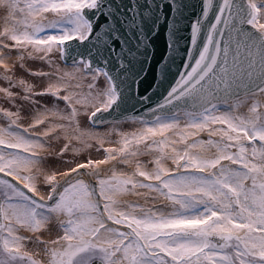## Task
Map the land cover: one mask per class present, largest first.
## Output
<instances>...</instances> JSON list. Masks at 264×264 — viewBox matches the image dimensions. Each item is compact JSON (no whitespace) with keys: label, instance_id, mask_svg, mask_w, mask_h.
<instances>
[{"label":"snow or ice","instance_id":"1","mask_svg":"<svg viewBox=\"0 0 264 264\" xmlns=\"http://www.w3.org/2000/svg\"><path fill=\"white\" fill-rule=\"evenodd\" d=\"M0 12V264H264V0Z\"/></svg>","mask_w":264,"mask_h":264},{"label":"bare ground","instance_id":"2","mask_svg":"<svg viewBox=\"0 0 264 264\" xmlns=\"http://www.w3.org/2000/svg\"><path fill=\"white\" fill-rule=\"evenodd\" d=\"M3 15V13H2ZM0 24H2V19H0ZM124 129L127 130V131H131L132 130V126H129V125H123ZM103 130V129H101Z\"/></svg>","mask_w":264,"mask_h":264},{"label":"rangeland","instance_id":"3","mask_svg":"<svg viewBox=\"0 0 264 264\" xmlns=\"http://www.w3.org/2000/svg\"><path fill=\"white\" fill-rule=\"evenodd\" d=\"M0 16H2V12H0Z\"/></svg>","mask_w":264,"mask_h":264},{"label":"water","instance_id":"4","mask_svg":"<svg viewBox=\"0 0 264 264\" xmlns=\"http://www.w3.org/2000/svg\"><path fill=\"white\" fill-rule=\"evenodd\" d=\"M193 2H196V0H193Z\"/></svg>","mask_w":264,"mask_h":264}]
</instances>
